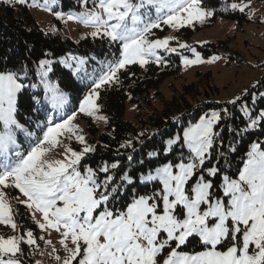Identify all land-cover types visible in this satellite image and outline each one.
<instances>
[{"label":"snow or ice","instance_id":"snow-or-ice-1","mask_svg":"<svg viewBox=\"0 0 264 264\" xmlns=\"http://www.w3.org/2000/svg\"><path fill=\"white\" fill-rule=\"evenodd\" d=\"M79 3L86 6L88 0ZM94 4L93 9L72 14L54 11L52 6L62 7L61 0H45V7L57 18L66 16L90 25L95 29L92 38L115 46L111 58L92 74L87 72L89 58L72 54L58 61L39 60L34 73L38 84L24 82L26 65L0 68V224L16 233L0 236V264H29L26 256L45 239L17 225L18 210L3 191L8 188L24 197L13 199L29 210L39 230L60 234L67 253L62 264H264V143L250 144L235 176L222 174L220 167L221 160L227 162L225 147L236 150L223 139L225 129L242 139L264 128V108L256 107L264 93L249 94L246 89L167 138L159 130L150 136L138 133L119 144L115 157L101 159L95 166L90 158L97 145L89 144L73 123L78 114L108 122L100 115L101 90L120 86V74L130 65H165L168 54H180L185 66L203 63L196 47L173 37L155 38L154 30L203 23L215 15L214 9L204 7L203 0H94ZM247 7L242 0H232L224 10L243 12ZM54 63L89 80L90 87L78 110L58 121L49 116L41 135L22 153L18 131L26 129L16 118L18 94L42 85L44 100L53 111L63 110L67 102L66 94L49 79ZM33 99L41 102L36 96ZM229 105L240 113L239 127L225 123L236 118ZM156 135L161 136L159 145L148 148L147 141ZM61 137L75 140L81 150L69 145L62 158L50 159L48 152ZM134 185L151 186V191L140 192ZM37 212L42 220L35 219ZM193 238L201 250H183ZM56 259L61 257L57 254Z\"/></svg>","mask_w":264,"mask_h":264},{"label":"trees","instance_id":"trees-1","mask_svg":"<svg viewBox=\"0 0 264 264\" xmlns=\"http://www.w3.org/2000/svg\"><path fill=\"white\" fill-rule=\"evenodd\" d=\"M26 1L30 2V0H25L24 4L17 2L9 4L6 1L0 3V68L12 69L13 67L19 68L21 65H26L25 70L28 71V79L24 82L26 84H38L39 77L34 73L37 71L38 61L41 59L48 58L58 61L61 57L69 54L88 57L87 72L92 74L93 70L98 69L103 61L111 58L110 53L115 51V46L110 47L106 39L92 38L91 35L72 39L61 31L50 32L41 28L32 16ZM61 3L62 7H59L62 11L79 7L77 0H61ZM227 4L223 0H203L204 7L213 8L215 11V15L211 17L213 20L217 15L236 19L239 22L246 18L244 11L224 10ZM193 33L194 30L191 26H185L177 30L179 37L185 35L186 39L190 38ZM197 47L203 52V55L212 51H220L216 47L209 49L206 44ZM223 47L225 46L220 44V48ZM170 55L166 56L168 63L165 65L149 63L145 67H141L138 64L128 66L127 70L122 71L120 74L122 82L120 86L101 90L98 103L101 105V112H104L106 117H108V122L105 123L103 130L99 131L94 125L92 117H88L85 114L77 115V120L79 118L86 119V129L90 132H85L86 129L83 132L88 143L97 145L96 152L90 158V163L93 166L100 162L101 159L111 160L115 157L119 144L127 138L134 137L141 132H145L150 136L158 130L167 138L181 130L182 126L187 123V117H192L191 119L195 120L202 112L210 108L220 109L224 106L225 101L218 103L211 98L217 88L209 92H205V88L200 93L197 90H192L191 85H186L184 93H180L178 97L175 96L164 102L159 110H151L143 116L139 114L136 123L124 119L123 115L127 100L139 103L138 106H141L144 97L150 91H156L166 77L177 73L180 57L178 54ZM262 68L263 72L258 81L247 88L249 94L254 91L264 93V62L262 63ZM49 79L66 94L67 102L63 110L53 111L51 105L44 100L42 85L37 88H27L18 94L16 118L26 129V131H18V151L22 153L30 150L36 138L41 135V127L49 116L58 121L61 116L78 110L80 100L90 87L89 80L82 79L80 75H75L70 69L59 63H54L53 72L49 74ZM257 82H259L258 85ZM187 92L191 94V97L187 95ZM34 96L38 97L41 102L36 103L33 99ZM199 96L201 98H198ZM228 107L235 113L236 118L226 120L225 123L239 127L243 124V120L239 119L240 113L232 106L229 105ZM256 107L264 108V100H259L258 98ZM175 117H180L181 120L176 122L174 120ZM28 133L32 135L29 136ZM160 139L161 136L156 135L154 139L147 141L148 148L153 145L158 146ZM223 139L226 144L232 143L236 150L231 152L225 147L227 162L225 160L220 161L222 174L235 176L238 169L242 167L241 162L246 157L250 144L256 141L264 142V128L251 131L245 134L242 139L238 136L233 137L225 129ZM104 145L109 147L106 149ZM136 147L139 148L140 146L137 144ZM124 151L126 150L121 149V152ZM139 155L137 154V158H139ZM122 163L126 164L127 161L122 160ZM145 167H148V165L146 164ZM133 175H135V172H133ZM134 187L140 192L151 191V186L145 188L140 185H134ZM7 191L15 197L16 195L14 194L19 195L18 190L13 188H8ZM13 203L18 207V214L20 213L25 222L35 227L31 222L30 214L26 207L15 200ZM183 250L198 251L201 249L198 240L193 238ZM26 252H28V249ZM27 258L31 260L29 255L26 256Z\"/></svg>","mask_w":264,"mask_h":264},{"label":"rangeland","instance_id":"rangeland-1","mask_svg":"<svg viewBox=\"0 0 264 264\" xmlns=\"http://www.w3.org/2000/svg\"><path fill=\"white\" fill-rule=\"evenodd\" d=\"M2 1L6 0H0V3ZM223 1H226L228 4L232 2V0ZM242 2L248 5L244 11L246 18L242 22L221 15H217L214 20L211 17L207 18L203 23L197 21L193 25H186L191 26L194 30L193 35L188 39H186L185 35L179 37L177 29L173 27L165 26L162 29L154 30L155 38L173 37L177 38L179 42H186L196 47L197 51L202 54L204 62L197 65L185 66L180 58L177 73L166 77L156 91H150L144 97L141 106H138L139 103L134 101H126L124 119L136 123L139 114L143 116L151 110H159L164 102L175 96L178 97L180 93H184L186 85H191L192 90H197L200 93L205 88V92L217 88L215 93L211 95V98L218 103H223L226 100L242 95L250 85L258 81L263 72L262 63L264 62V1L242 0ZM13 3H15V0ZM26 3L38 25L47 31H61L72 39H79L81 36L90 35L95 30L90 25H86L75 19L69 20L66 16L63 19L57 18L53 11L45 7V0H30L29 3L27 1ZM77 3L79 4L78 8L64 10L65 12L59 6L58 8L56 6L52 7L54 11L71 12L72 14L95 7L94 0H88L86 6H82L79 0H77ZM95 10L99 9L96 8ZM171 44L172 46H176V40L171 41ZM204 44L209 49L216 47L220 51H212L209 54L203 55V52L197 46ZM220 44L225 47L220 48ZM184 54L191 57V53L189 52H185ZM168 55L171 56L170 54ZM178 55L180 57V54ZM213 56L218 58L209 62ZM187 95L191 97V94L188 92ZM198 98L201 97L199 96ZM211 110L219 109L210 108L207 111ZM100 115L106 116L104 112H100ZM191 118L187 117V123L189 121L195 122ZM92 120L99 131L104 129L105 122L103 120L95 118H92ZM73 123L78 125L79 129L82 130V134H84L83 130L87 127L86 119H75ZM187 123L184 126H187ZM85 132L89 133L90 131L86 129ZM60 139L61 142L49 150L48 157L50 159L62 158L65 148L69 145L77 151L81 150V146L75 140H69L67 137H61ZM3 191L6 193V200L14 209L18 210V207L13 203L15 196L9 194L7 189H3ZM14 195L20 200L24 199L21 194ZM19 218L20 220L18 221ZM14 219L18 226H22L25 230L31 229L37 237H45L44 240L38 242V247L29 255L31 260L27 258L29 264H35V261H40V264H62V259L67 253L60 243L61 236L56 230L50 229L47 232H42L34 223L31 215L30 219L35 227L25 222L20 213L14 216ZM35 219L42 220L41 214L37 212ZM13 234L16 233L13 232L10 226L0 224V236L6 237ZM49 240L51 244L47 243ZM53 248L56 249L55 252ZM27 249L26 247L25 251ZM57 254L61 257L60 261L56 259Z\"/></svg>","mask_w":264,"mask_h":264}]
</instances>
